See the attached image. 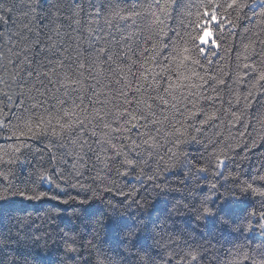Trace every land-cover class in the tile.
<instances>
[{"label":"snow or ice","instance_id":"1","mask_svg":"<svg viewBox=\"0 0 264 264\" xmlns=\"http://www.w3.org/2000/svg\"><path fill=\"white\" fill-rule=\"evenodd\" d=\"M0 264H264V0H0Z\"/></svg>","mask_w":264,"mask_h":264},{"label":"trees","instance_id":"2","mask_svg":"<svg viewBox=\"0 0 264 264\" xmlns=\"http://www.w3.org/2000/svg\"><path fill=\"white\" fill-rule=\"evenodd\" d=\"M61 207H64V206H61ZM241 207V209H242V205L240 206ZM223 211H231L232 210V206L231 205H225V207H224V209H222ZM212 226L213 225H209V229H211L212 228ZM55 257L53 256V257H50V258H46V259H54Z\"/></svg>","mask_w":264,"mask_h":264}]
</instances>
